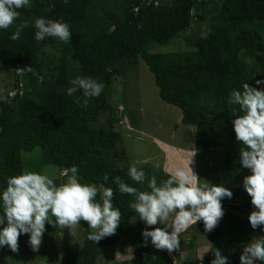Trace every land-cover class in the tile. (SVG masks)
I'll return each mask as SVG.
<instances>
[{
  "label": "trees",
  "instance_id": "trees-1",
  "mask_svg": "<svg viewBox=\"0 0 264 264\" xmlns=\"http://www.w3.org/2000/svg\"><path fill=\"white\" fill-rule=\"evenodd\" d=\"M19 12L13 26L0 31V71L4 73L0 186L6 177L22 170L49 176L52 168L62 174L76 165L82 183H103L102 177L109 176L106 186L113 188L114 206L121 211L115 234L96 243L86 239L91 230L81 221L82 245L65 248L57 264H97L101 247L121 243L132 254L125 264H209L214 248L228 256L231 264H239L235 249L259 229H251L247 220L250 198L241 180L248 172L238 163L241 145L231 125L232 109L237 106L227 104V98L233 88L264 78V0H32L30 8ZM40 16L67 22L70 41L36 42L31 23ZM22 21H28L29 27L18 40H11L15 25ZM193 24L199 29L192 30ZM176 41L179 46L172 47ZM159 48L166 50L155 52ZM139 59L153 73L160 98L181 110L184 124L195 126V149L221 150L223 171L212 183L223 184L233 193L231 200L222 201L224 215L212 232L205 233L199 221L193 224L184 247L194 255L179 262L166 251L144 245L143 225L129 208L131 197L119 194L111 182L119 175L129 185L147 190L146 182L135 184L126 175L130 160L120 146L124 137L115 128L119 120L109 100L115 76L133 70ZM26 66L32 71L17 75V69ZM77 76H92L105 85L86 109L74 103L81 97L71 83ZM101 116H107L106 120ZM139 167L146 177L156 176L158 183L167 178L162 169L153 171L148 164ZM61 176L49 178L59 184L67 178ZM45 228L49 235L62 230L47 224ZM197 240L209 245L204 257L198 255ZM26 243L27 236L22 235L18 252L0 248V261L21 256ZM181 248L182 244L174 252ZM121 252L125 255L127 250Z\"/></svg>",
  "mask_w": 264,
  "mask_h": 264
},
{
  "label": "clouds",
  "instance_id": "clouds-1",
  "mask_svg": "<svg viewBox=\"0 0 264 264\" xmlns=\"http://www.w3.org/2000/svg\"><path fill=\"white\" fill-rule=\"evenodd\" d=\"M31 4L32 0H0V31L13 26L20 17L19 10L30 8ZM26 27H29L28 21L16 24L10 39L18 40ZM31 27L35 29L36 42L52 38L66 44L72 35L69 24L62 19L35 17ZM31 71L32 67L26 66L17 69V75ZM71 83L81 91V97L74 103L85 109L105 87L92 76H77ZM227 104L237 106L232 109L231 125L235 141L241 145L238 163L248 172L241 180V187L250 198L247 220L251 229L264 233V78L256 79L254 85L243 83L239 89L233 88ZM194 155L184 167L165 169L167 178L159 183L156 176L146 177L142 167L129 163L126 175L135 184L146 182L147 190L129 185L119 175L112 177L115 190L131 197L129 208L143 225L140 235L145 246L171 254L180 248L181 233L193 224L201 222L204 232L210 233L222 219V201L231 200L233 193L223 184L201 182L190 167ZM78 172L76 165L64 169L62 174L67 178L59 184L47 174L32 170L6 177L0 186V248L7 247L16 253L19 237L26 235L30 249L38 252L46 224L69 228L84 221L91 230L86 239L93 243L114 235L121 211L114 206L113 188L106 186L109 176L102 177L103 183H82ZM238 248L239 264H264V235L253 236ZM210 251L213 259L209 264H231L220 249Z\"/></svg>",
  "mask_w": 264,
  "mask_h": 264
},
{
  "label": "rangeland",
  "instance_id": "rangeland-1",
  "mask_svg": "<svg viewBox=\"0 0 264 264\" xmlns=\"http://www.w3.org/2000/svg\"><path fill=\"white\" fill-rule=\"evenodd\" d=\"M191 29L196 31L199 25L193 24ZM179 39L183 44L184 36H179ZM178 42L176 41L172 47L179 46ZM164 50L166 49L159 48L155 52ZM132 69L124 75L115 76L109 97L114 108V116L119 120L115 128L120 130L124 137L120 146L126 149L130 163L135 162L137 167L148 164L153 171L159 169L171 171L188 165L191 162V155L195 154L190 167L201 182H212L216 175L223 171L221 150L216 148L196 150L195 126L184 124L181 120V110L160 98L154 75L145 61L139 59L136 67ZM2 79L4 73L0 71V81L3 83ZM106 117L101 116V120H106ZM48 174L49 177L60 176L59 178L63 175L54 168ZM192 227L193 225L188 231L181 233V251L171 253H175L173 257L175 262L194 255L184 247L193 234ZM83 231L79 225H73L62 228L54 235L45 232L38 252H33L26 243L23 245L21 256L3 258L0 264H57L65 248L71 246L78 249V246L82 245ZM260 235L264 233L257 230L252 237ZM195 247L199 257H204L209 249V245L202 240H197ZM122 248L127 250L125 255L121 252ZM235 252L240 254V248H236ZM130 259L132 254L127 245L121 243L114 247H101L97 264H125L124 261Z\"/></svg>",
  "mask_w": 264,
  "mask_h": 264
}]
</instances>
